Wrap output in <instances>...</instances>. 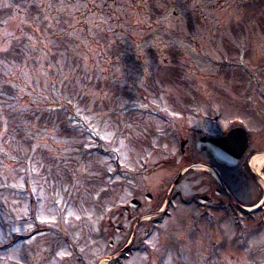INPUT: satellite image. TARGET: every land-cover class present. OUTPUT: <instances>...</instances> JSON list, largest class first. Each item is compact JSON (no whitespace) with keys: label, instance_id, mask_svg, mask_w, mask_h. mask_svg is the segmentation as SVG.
<instances>
[{"label":"rangeland","instance_id":"obj_1","mask_svg":"<svg viewBox=\"0 0 264 264\" xmlns=\"http://www.w3.org/2000/svg\"><path fill=\"white\" fill-rule=\"evenodd\" d=\"M248 103L264 106V0H0V264H264V209L196 202L211 168L166 206L209 155L187 144L177 165L180 139L244 113L258 131Z\"/></svg>","mask_w":264,"mask_h":264},{"label":"flooded vegetation","instance_id":"obj_2","mask_svg":"<svg viewBox=\"0 0 264 264\" xmlns=\"http://www.w3.org/2000/svg\"><path fill=\"white\" fill-rule=\"evenodd\" d=\"M248 111L253 112V115L256 117L257 127L259 128L258 131L254 132L253 129H250L249 136H250V145L248 146L246 152L243 154L242 158L239 160L238 164L235 166L227 165L224 162L218 161L213 156L210 149L207 148L206 145L202 144L201 146L198 145V142L201 138H204L207 134L204 132L203 128H199L198 132H194L195 134L192 136L193 140L191 142L190 137H182L180 139V144L185 142V153L181 161L177 162V165H181L185 157L187 156L186 146L188 144L193 145L196 153L198 155L202 153H208V157L204 158H193L191 161L184 164L180 167L177 176L170 182L169 189L167 191L168 195L171 194L172 190L180 183L181 177L193 167V164L196 162H202L204 164L210 165L213 167L215 171H217L218 175L215 173L212 174V185H208L206 189V193L200 195H209L210 200L205 204V206H219L225 207L227 204H231L233 206H237L239 208H243L244 205H260L261 208H264V106L257 107L253 103H248L244 106ZM245 116H239V122L230 126L226 127L221 131L216 137L225 136L229 130L234 127L245 126V121L248 120V115L244 113ZM214 117H217L214 120ZM212 118L213 122L218 120V116H214ZM251 122V121H250ZM195 130V129H194ZM253 130V131H252ZM256 141V142H255ZM213 160V162H212ZM217 163L221 167H224L228 170H234L237 173H232L231 176L228 178L222 171L214 165ZM183 171V175L180 173ZM232 179V180H231ZM237 181H234V180ZM177 180V182H176ZM227 184L235 185L237 188L232 186V190L228 187ZM242 195V197H241ZM239 198V199H237ZM123 209L124 206H123ZM129 219H132V214L128 213ZM126 227L123 228L121 233H124ZM141 232L140 223L136 219L133 224V232L132 236L135 238ZM133 242V241H132Z\"/></svg>","mask_w":264,"mask_h":264},{"label":"water","instance_id":"obj_3","mask_svg":"<svg viewBox=\"0 0 264 264\" xmlns=\"http://www.w3.org/2000/svg\"><path fill=\"white\" fill-rule=\"evenodd\" d=\"M206 144L210 146L213 154L218 159L228 162L229 164H237L246 148L248 147L249 137L247 132L243 128H236L231 130L226 137L208 138L206 140ZM182 154L183 150L179 154L178 160H180ZM146 197L148 198V200L152 199V195L149 193L146 194ZM199 200L205 202L209 199L208 197H199ZM130 205L134 208V210H137L140 206V202L137 199H133L130 202ZM116 230L120 231L121 228L119 227Z\"/></svg>","mask_w":264,"mask_h":264},{"label":"snow or ice","instance_id":"obj_4","mask_svg":"<svg viewBox=\"0 0 264 264\" xmlns=\"http://www.w3.org/2000/svg\"><path fill=\"white\" fill-rule=\"evenodd\" d=\"M5 51H6V49H5ZM39 146H40L39 143H37V144H35V145H29V148H30V150H32V151H36L37 148H38Z\"/></svg>","mask_w":264,"mask_h":264},{"label":"bare ground","instance_id":"obj_5","mask_svg":"<svg viewBox=\"0 0 264 264\" xmlns=\"http://www.w3.org/2000/svg\"><path fill=\"white\" fill-rule=\"evenodd\" d=\"M264 161H262V163H263ZM200 167V166H199Z\"/></svg>","mask_w":264,"mask_h":264}]
</instances>
